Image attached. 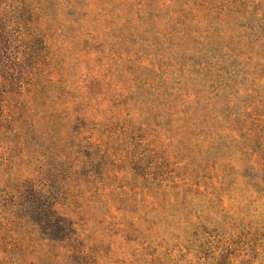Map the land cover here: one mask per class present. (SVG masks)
I'll return each instance as SVG.
<instances>
[{
    "label": "rangeland",
    "instance_id": "obj_1",
    "mask_svg": "<svg viewBox=\"0 0 264 264\" xmlns=\"http://www.w3.org/2000/svg\"><path fill=\"white\" fill-rule=\"evenodd\" d=\"M0 53V264H264V0H0Z\"/></svg>",
    "mask_w": 264,
    "mask_h": 264
},
{
    "label": "trees",
    "instance_id": "obj_2",
    "mask_svg": "<svg viewBox=\"0 0 264 264\" xmlns=\"http://www.w3.org/2000/svg\"><path fill=\"white\" fill-rule=\"evenodd\" d=\"M4 52H5V51H4V50H2V54H3ZM0 54H1V53H0ZM2 54H1V55H2ZM1 55H0V56H1Z\"/></svg>",
    "mask_w": 264,
    "mask_h": 264
}]
</instances>
